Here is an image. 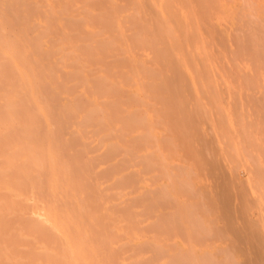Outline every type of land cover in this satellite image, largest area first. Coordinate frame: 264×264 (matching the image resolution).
<instances>
[{
	"label": "bare ground",
	"instance_id": "bare-ground-1",
	"mask_svg": "<svg viewBox=\"0 0 264 264\" xmlns=\"http://www.w3.org/2000/svg\"><path fill=\"white\" fill-rule=\"evenodd\" d=\"M122 1L125 0H0V75L5 70L4 79L0 77V264H154L153 256L142 250L145 241L142 243L143 245H141V241L146 237V229L143 230L145 235L143 236L140 230L139 215L136 213L127 216L123 212V208L132 200L131 193L138 192L137 190L131 192L127 186H124L126 184L124 180L129 175V172L125 171V161L129 158V153L126 150L134 146L137 141L148 140V143H146L147 141L143 142L140 166L145 164L148 174L159 171L161 177L166 176L164 178L166 184H162L165 191H168L173 175H175L174 179L178 176L181 177L184 169L190 178L192 176L190 173L196 175L197 173L194 171L200 169L201 163L204 164V158H201L204 152L201 153V161L197 160L199 156L197 158L194 156L190 165L189 161L187 163V152L190 153L189 159L193 157L191 155L196 154H191L193 146L191 145L192 148H190L187 144L193 138H190L192 134L195 136L196 133L192 131L191 136L186 135H189L190 139L183 140L186 137L185 132L190 133L189 130L192 127H187V130L182 132L181 128L188 124L185 123L180 128L179 125H182L181 122L185 120H180L182 116L177 115L180 112L175 113L174 110L175 106L182 103V106H178L180 109L187 110L185 107L188 105L192 106L190 108L192 111L193 106L196 105L197 108L200 106L198 109L201 111V106L203 104L209 106L213 97L211 105H216L219 109V103L217 105L214 102L217 100L220 102L221 94L216 95L219 88L218 86L216 88L214 82L213 61L195 16L161 9L160 7L170 4L169 0H128L129 3L125 5ZM225 15L228 14L225 13ZM192 20L197 24L196 27L186 26V24L189 25V22L194 24ZM181 23H185V25ZM262 39L264 40V38ZM256 47L258 48V46ZM260 52L262 54V48ZM254 54L256 55V53ZM199 56L202 58L201 65ZM189 75L197 81L196 88L200 87L199 84L201 85L199 89L203 88V92H207L205 85L201 82L205 77L203 75L208 76L205 78L206 82H208L207 79L214 82L213 86L211 85L212 81L208 82L210 87L216 88L212 90L213 93L210 90H208V94L203 93L208 96L210 92L213 96L212 100L209 97L207 99L209 102L205 103L204 95L199 100L202 92L198 88L197 90L201 92L200 95L193 91V94L196 93L195 97H199L193 98L194 101H197L195 105H189L194 101L190 103L191 101L187 97L189 100L187 103H183V97H177L179 90V94H183L182 91H185L186 88L194 90V83H192V87L189 85L191 81L190 77L188 78ZM200 76L202 79H199ZM179 77H183L184 84L187 81L188 86L185 84V87L183 82L178 80L179 83L177 81ZM171 78L178 83H175V80L172 81ZM208 83L206 84L208 85ZM209 85L207 89H210ZM183 86L184 88H182ZM176 89H179L177 95L172 92ZM219 90L217 94L221 92ZM171 92L176 96H173ZM165 93H167L166 95L170 93L171 99L168 98L169 95L163 97ZM213 94L220 98L216 100ZM174 97L181 99V103L174 102L176 100ZM200 101L204 103L201 102V105ZM221 103L223 105V102ZM184 104L186 106L182 108ZM204 106L209 109L208 106ZM206 109L204 110L206 111ZM223 110L225 109L223 108ZM182 111L184 112V110ZM220 111H222L221 108ZM183 112L182 115H184ZM185 112L187 113V111ZM174 113L177 118L180 117V119L178 118L180 122L177 120V127L176 124L173 125L175 123L173 119L177 118L171 116L174 117ZM164 114L167 118L170 114L171 118L169 119L171 120L165 121ZM193 115L191 118L197 117H193ZM208 115L211 116V114ZM187 116L189 123L191 119L189 115ZM209 116L207 119L212 118ZM195 121L189 123L188 126H194ZM216 122L213 121V123ZM225 126L227 127V125ZM198 127H196L197 131ZM128 128H131L132 132L127 131ZM201 129L203 130V128ZM197 135L199 136V134H196V139ZM182 136L183 138H180ZM203 137V134L200 135L201 140L204 139ZM175 139H182L183 141H181L185 143L179 140L180 144L177 140L179 144L176 142L174 144ZM193 139L191 141L194 143L196 139ZM198 141L201 142L200 139ZM199 143L196 141L194 145L198 146ZM182 146L183 148L189 147V150L184 148L185 159L182 153L180 156V153L177 152L179 149L182 150ZM92 150L94 151L92 152ZM200 150L203 151L196 149V152L199 153ZM240 151H242L241 148ZM176 154L185 164L187 163L185 166L182 164L183 162H180L184 168L178 174L176 170L182 167L178 165L180 163H176V167H174V160L177 159L173 160V157L175 158ZM107 164L111 167L110 172L101 174L102 171L99 168L103 165L108 166ZM154 165L157 166L156 170H154ZM172 168L177 169L174 171ZM218 169L223 170L224 168L222 169L220 165ZM207 171L210 170L207 169ZM183 176H185L183 180L182 178L178 179L182 180L184 185L178 184L183 186L177 190L182 189L180 190L182 192L185 187L184 192L187 199L188 197L199 198L197 194L199 192L193 188L194 184L191 186L193 189H189V184L194 183L193 180L189 183L191 178L188 180L186 178L188 176ZM218 176L220 177L219 174ZM224 178L223 182L221 179L219 180L222 185L226 181ZM115 180L120 182V186L116 189L112 184ZM215 180L218 179L215 178ZM228 181L230 182V180ZM216 182H214L215 186ZM228 184H225L226 187ZM230 186L232 187V184L228 185L229 188ZM158 187L162 190L161 186L158 185ZM226 187L224 190L228 189ZM260 188L262 187L260 186ZM190 190H193V193ZM165 191H161V194L165 196L164 200H169V197L171 199L178 198L175 197L176 195L172 196V192L170 194L168 193L170 191L166 193ZM194 191L196 196L192 195ZM180 192L179 195L184 196V193L180 194ZM219 192L215 196L216 206L219 200L223 201L222 204H219H227V209L225 205L223 206L229 210L228 213H231L228 208L234 205L228 207L229 203H226L227 198H225L228 194L225 196L226 193ZM224 192L228 193V191ZM231 193L229 194L231 195ZM202 194L200 195L203 197L208 195V193ZM231 196H228V200ZM209 197L206 196V201L208 199L213 201L212 196ZM221 198L225 199L221 201ZM184 199L186 207L189 206L186 203L190 199L187 202ZM196 199L195 202L190 201L189 204L197 206L202 202L198 199V203ZM206 201L204 199L203 203ZM234 202L232 203L234 204ZM236 206L238 205L236 204ZM241 206L237 208L241 209ZM190 207L187 208L189 217L192 215L191 213H195L190 211L197 209L193 206L194 209L191 210ZM222 207L221 210L224 209ZM241 211L242 209L237 210L238 213H242ZM204 212H208V210L201 211L205 215ZM220 213L222 212L220 211ZM197 215H192L194 218L188 217L187 220H191L193 223L197 222L200 219L198 217H201L200 214L197 213ZM229 215L228 219L225 218L229 222L227 224L230 225H227V230L232 227L233 231H236V234L233 233L234 235L239 232L233 240L244 239L240 241L241 243L235 241L234 243L237 242V244H234L233 248H229L243 252H240L245 257L242 264H264V249L262 247L264 244L262 240L257 244L262 237L261 234V237L257 236L259 233L256 234L254 226L250 224L253 227L250 228L255 230H251L252 233L254 231L256 235L250 233V229L247 227L246 230H249L248 233H250L248 236L251 234L255 236L245 237V235L247 236L245 227L248 225L245 223L243 230L246 233H244L240 230L242 227L236 226L232 215ZM238 215L240 214H237V217ZM205 218L207 219V217ZM215 218L217 217L215 216ZM233 218L238 221L236 216ZM202 219L201 222L194 223V226L203 223L204 219ZM191 221L189 224L193 225ZM206 222L208 223L207 220ZM212 223L214 222L212 221ZM256 226L258 227V225ZM208 228L205 229L207 232L208 230L209 233L213 231V227H209V224ZM192 229L195 232L197 227L196 229L192 227ZM242 232L244 236L241 235ZM193 233L190 237H193ZM153 235L156 234L153 233ZM239 235L243 237L240 238ZM257 237L260 238L258 242ZM191 241H194L193 238ZM159 242L157 241V243ZM151 243L155 245V248L158 247L156 248L158 252L165 249L158 246L162 245L161 243L158 245L152 241ZM162 243H164L163 240ZM191 246L193 245L191 244ZM199 248L203 251L201 247ZM208 252L209 258L207 252L203 253L204 255H199L203 256L202 259L200 257L201 261L204 259L201 263L215 264L216 255H214L215 258L210 257L213 256V251ZM179 253L181 255L183 252ZM179 253L176 254L179 255ZM235 253L233 252V254ZM240 253L238 252V254ZM238 258L240 257L238 256ZM182 259L190 263L198 260L196 258L189 261V258L186 260L183 255ZM237 259L236 261H238ZM164 264H170V262Z\"/></svg>",
	"mask_w": 264,
	"mask_h": 264
},
{
	"label": "rangeland",
	"instance_id": "rangeland-1",
	"mask_svg": "<svg viewBox=\"0 0 264 264\" xmlns=\"http://www.w3.org/2000/svg\"><path fill=\"white\" fill-rule=\"evenodd\" d=\"M122 3H124V5H125V4L129 3V1L125 0V1H122ZM169 3L170 4H168L166 6H162L160 8L163 10H166V11H170V12H180V13L184 12V13H189V14H192L195 16L196 19L195 18L194 19L197 20L196 23L198 24V26L201 30L202 37H203L207 47L209 48V52L211 54V58L213 61V72L215 74L214 75V78H215L214 82L216 84L218 83V85L215 84V86H216V88L218 86V88L221 90V92L219 94H217L219 89L216 92V95L221 94L220 96H221L222 100L220 99V102H217V101H219L217 99H219L220 97L218 96L219 98H217V96H215V94H213L215 96V99L217 100L214 102H216L217 105L219 103V109L216 107V105L215 106L213 104L211 105V103L214 100V97L211 96L212 94H210V92L213 93L212 90H215L216 88L215 89L212 88L213 83H214L212 80L207 79L208 82L212 81L211 87L209 85L210 83L206 82L205 78L208 77V76L206 77V75H203L205 77L203 80H201V82L203 83V85H205L204 87L206 88L207 92H203V88H202V90L199 89V88H201L200 84H199L200 87L197 86V88L199 90H201L202 96L200 95L201 92L199 90H197V88H196V84H198V83H196L197 81L191 75L188 76V78L189 77L191 78V79L189 78V80H191V81L190 82L188 81L189 85H191V87L193 85L192 83H194V85H195V88H193L194 90H189L190 88L188 87L189 92L192 91V92H190L191 94L189 92H187L188 91L187 88L185 91H182L183 90L182 88H184L185 84H187V86H188V83H186L187 81L184 84V79H182L183 77H179L177 79V81L179 80L180 82H183L184 86L181 88L182 89L181 91L184 93L179 94L180 93L179 89L172 91L174 94H176L178 92L177 90H179V92L177 93L178 95L177 94L176 95H177V97H181V98L183 97L184 98V101H186V102L183 101V103H187V101L189 102V100L191 101L190 103H192L194 101L193 98L197 99L200 97L199 98V100H200L204 96H205L204 97L205 100H203V101L205 103L206 102L208 103L209 101L207 99H209V97H210V99L213 97V100L211 99L212 102L209 103V106H208V104L202 105V103H204L202 101L199 102L202 106L206 105L210 109V110L206 109L207 107L205 108V106L202 108V106H201V109H202L201 111H200V109H198L200 106H198V108L195 107L196 106L195 102L197 103V101H194L193 104L188 103L189 105H195V106H193L192 111L190 109L192 106L189 107L187 105L188 106L187 107L186 104H184V106L182 108H184L186 106L185 108H187V110L180 109V107H178V106L179 105L182 106L181 105L182 100L174 97V99L176 98V100L177 99L179 100V101L175 100L174 102H178L181 104L174 107V110L176 112L173 110V112H175V113L180 112V113H177L178 116H180V115L182 116L181 117L182 119H180V117H178L180 120L186 121V122L185 121L181 122L182 125L178 124L180 126V128H181V126H183V124L185 125V123H186V125L187 124L189 125V123H191V122L194 123L195 119L198 117L196 119L197 123L195 121V124H197L196 126H195V124H193L194 126H192L190 124L191 125L190 127L187 125L186 127L183 126V127H185L184 130H183V127L181 129H182V132H184L185 130H187V127L188 128L192 127V129L189 130L190 133L187 131H186L187 133L185 132V136L187 134L190 135L191 132L194 131L196 134H199V136L197 135V139H196V137H195L196 134H195V136L192 134V136L190 135L191 136L190 138L193 137L194 139H196V140H194L192 138L194 140V143L196 141H197V143H199L198 139H200L201 145H200V143L198 144V146H197V144L194 145L193 141H191L192 139H190L188 137L189 135L183 138L184 135L182 133H180L183 135L182 137H180V138H183V140L186 139V141H187L188 140L187 138L190 139V141H188L187 144L189 145L190 148H192V146H193V148H192L193 153L190 151L191 154L196 153L194 155H191V157L192 156L193 157L189 159L190 153L187 152L188 153L187 158L189 159V160L187 159V163L189 161V165L191 163L190 162L191 159H194V156H195V158H197V156H199L198 157L199 159H197V160L201 161L200 156H201V153L204 152V155L201 156L202 159L204 158L203 159L204 164L201 163L203 168L201 166L199 170L194 171V173L195 172L197 173L196 175H194L193 173H190V175H192V176H190L191 180L188 182L191 183V181L193 180L194 183H191V185L189 184L190 187L189 186L188 187H189V189L194 188L195 191L199 192V193H197L199 198L195 197V199L197 198L196 200H198V199L200 201L202 200L201 203H203L204 199L206 201V196H207V198H208V196H210V197L212 196L213 201H211L212 199L211 200L208 199L206 202H204L206 204V206L204 203L203 204L200 203L197 206L191 205V204H189L190 201L193 202L195 199H194V197H192V198L188 197V199L186 198L187 195L184 192L185 187H184V190L182 192H180V190H182V189L177 190V188H179V187L182 188V186L184 185L182 180L185 176H183V175L188 176V177H186L188 180L190 179L189 175H187L185 170L183 169L184 165L186 166L187 163L185 164V162H183L181 159H179L178 158L179 155H177V154H176L177 156L175 155V158L173 157V160L177 159L176 160L177 162L174 160V162H175L174 167H176V163H180V162L181 163L183 162L182 164H184V165L182 166L181 163L178 164L182 168L179 167L180 169L176 170V172L178 171L177 172V174H178L181 172L180 170L183 169V171L185 173L182 171L183 173H181V175L182 174L183 175L181 177L178 176L175 179L173 178V177H175V175H173L172 176V182L170 180L171 184H170L169 189H168V191H170V192L165 191L164 188H162L163 187L162 184H166V181L164 179L166 176L164 178L161 177L162 175L160 176L161 173L159 171L158 172L154 171L151 174H148L146 172V168L144 166L145 164L140 166V155L142 152V147L144 146L143 142L147 141L146 143H148V140L145 141V139H143V140H140L139 142L137 141L134 144V146L129 147V149L126 150V152L129 153V158H127L125 161V165H126L125 171L129 172V175L124 180L125 181L124 183H126V184H124V186H127L128 190L131 192L133 190H137L138 192H132L131 193V199L132 200H130L126 204V206L123 208V212L127 216H132L136 213L139 215L138 219L141 223L140 224L141 234L143 236L146 235V237L142 238V241H141V245L144 244L142 246V250L146 254H148V255L151 254V256H153V263L154 264H162V263L164 264L165 262H168V261L170 262V264H193L195 262L196 263L199 262V264H202L201 262H203L204 259L201 261L203 256L201 257L199 255L207 252L208 255L207 254L206 255L209 258V252L208 251H210V252L213 251V256H210V257L215 258L214 255H216V258H215L216 260L214 259L215 264H242V263H244L243 261L245 260L244 255L241 254L243 252L236 251L235 248L233 249L234 251L232 250L234 244H237V242L234 243L235 241L240 242L243 239L242 237L244 236V233H246V232H247L246 233L247 236L245 235V237H247V238L251 237L252 234L254 233V231L256 230V234L259 233V234H257V236H259V237L262 236L261 239L259 237L256 238L257 242H258V239H260L257 244H259L261 240L264 244V127H263L264 126V40L262 39V38H264V0H169ZM225 13L228 15H225ZM181 24L185 25V23H181ZM197 24H195V22H194V24L193 23L190 24V22H189V25L186 24V26L191 25L193 27H196ZM251 40H253L254 42ZM255 43H257L258 45ZM252 44H254V45H252ZM256 46H258V48ZM255 48H257V49H255ZM261 48H262V54L263 55L260 52ZM257 50H258V52H257ZM254 53H256V55ZM258 54L260 57L258 56ZM198 59H199V64L201 65L202 64L201 56H199ZM4 73H5V70H3L1 75H0V77L3 79L5 76ZM212 78L213 77H211V79ZM214 78H213V80H214ZM180 79H182L183 81ZM199 79H202L201 76ZM173 80H175V79H172V81ZM186 80H188V79L186 78ZM177 81L175 80L174 82L176 83ZM205 82L208 83L210 89H207L208 85ZM206 85H207V87H206ZM208 90H210V92H209V95L207 96ZM193 91H195L197 93V95H200V96L195 97L196 93L193 94ZM173 93H172V95L176 96ZM185 93H187V94H185ZM203 93H207V94H203ZM166 94L167 93L163 94V97L164 96L167 97L170 93H168V95H166ZM169 97H170V95L168 96V98ZM170 99H171V97H170ZM185 99H187V100H185ZM172 100H173V98H172ZM221 102H223V105ZM177 107L180 109V111ZM196 108H197V110H196ZM220 108L223 112L226 110L224 112L225 114L222 111H220ZM223 108L225 110H223ZM176 109H178V110H176ZM204 109H206V111ZM181 110H184V112L187 111V113L186 112L184 113L183 111L182 112L184 115L186 114V116L189 115L191 122H189V123L187 122L188 116L186 117V116L182 115ZM212 111L214 112L213 114H212ZM173 112H172V114H173ZM191 112H192V114H191ZM220 112H221V114H219ZM167 113H169V112H167ZM167 113H166V115H167ZM170 114H168V118L164 114L166 117V118L164 117L165 121L171 120V119H169V118H171V117H169ZM202 114H203V117H205L206 119L202 117ZM208 114H211V116H209ZM191 115H193V117H196V116L197 117L191 118L192 117ZM220 115H221V117L223 116V118H225V119L221 118ZM171 116H172V118H177L176 114L174 115V117H173V115H171ZM208 116L212 117V118L207 119ZM215 116H217V118H215ZM183 117H185V118H183ZM219 117H220V119H219ZM230 117L232 118V121H230L231 120ZM178 118L176 120L173 119V121H175V123L173 125L175 126V124H176V127H177V122H178L177 120H179ZM214 118H215V120H214ZM229 118H230V120H229ZM192 119H194V120L192 121ZM216 119H217V122H219V123L216 122ZM180 120H179V122H180ZM204 120H205V122H204ZM211 120H212V122H210ZM213 121H215L216 123H213ZM228 121H229V123H228ZM223 122L224 123L226 122V124H224ZM171 123H172V121H171ZM221 124L224 127H226L225 125H227V127L225 128L227 131L224 129V127ZM196 127H198V131H197ZM201 128H203V130ZM127 131L132 132V129L128 128ZM180 132H181V130H180ZM205 132H206V134H205ZM202 134L204 136L203 137L204 139L202 138L203 140H201V138H200V135L202 136ZM210 138H212V139H210ZM208 139H210V140L208 141ZM165 140H166V138H165ZM177 140L175 139L174 144H175V142L178 143V141L179 140L181 141L182 139H179L178 141ZM180 141H179V143H180ZM146 143H145V145H146ZM182 143H185V142H182ZM208 143H209V146H208ZM202 145L203 146L205 145V147H202ZM238 145H239V147H238ZM177 146L179 147L180 145H177ZM189 147L186 146L184 148H187L189 150ZM200 147H202V148H200ZM181 148H182L183 152L179 148H178L179 151H177L178 153H180V156L183 155L184 150H185L183 148V146ZM240 148L242 149V151H240ZM187 149H186V151H187ZM196 149H198V150L202 149L203 151L201 152V150H200V152L198 153V151L196 152ZM93 151L94 150H92V152ZM206 151L209 154H207ZM221 151H223V152H221ZM181 153H182V155H181ZM171 156H174V155H171ZM185 156H184V159L186 158ZM107 158H106V161H107ZM182 159H183V157H182ZM206 160L208 161V164H207ZM192 162H193V160H192ZM210 162H212V163H210ZM105 164H106V162H105ZM205 164H206V166H204ZM216 164L218 165V167ZM213 165H214V167H213ZM220 165H221L222 169L224 168L223 170L218 169V168H220ZM207 166H208V168H207ZM156 167L157 166H155L154 170L157 169ZM204 167H205V169H204ZM212 167L215 169H213ZM151 168H152V166H151ZM206 168L210 171H207ZM175 169H177V168H174V169L172 168V170H174V171H175ZM99 170L102 171L101 174H103V173L108 174L111 170V167L109 165L108 166L103 165L99 168ZM187 170H188V168L186 169V171ZM171 172H173V171H171ZM176 172H174V173L176 174ZM218 174L220 175V177L218 176ZM223 175L224 176L227 175L228 176V177L226 176L227 179L224 178ZM221 176H223L222 179H221ZM149 177H151V179H149ZM238 177H239V179H238ZM157 178H159V179H157ZM178 178L179 179L182 178V180H179ZM215 178L218 180H215ZM223 178L227 181V183L224 180L225 183L222 185ZM196 179H197V181H196ZM220 179L222 180L221 183H219ZM178 180L182 181V182L179 183ZM228 180H230V182ZM216 181H218V182H216ZM214 182H216V184H217L216 186H218V187L215 186ZM237 182H239V183H237ZM172 183L176 184V185L174 186ZM228 183L232 184V187L230 186V188H229L228 185H230V184H228ZM112 184H113L114 189H116L120 186L119 180H115L114 182H112ZM178 184H183V185L179 186ZM192 184H194L196 187L193 186V188H192L191 187ZM225 184H228L227 185L228 189H227ZM158 185L161 186L162 190L158 187ZM172 185L175 188L172 187V189H171ZM259 185L263 188V190H262V188H260ZM224 186L226 187L227 190H224L225 189ZM197 187H200L201 189L200 188L198 189ZM218 189H220V190H218ZM230 189H231V191L234 192V194H233V192L231 193ZM166 190H167V188H166ZM173 190H175V191H173ZM216 190H217V192L223 191V193H226L225 196L228 194L227 197H225V198H227L226 203L231 204V205L228 204V207L234 205L233 207L228 208L231 210V213H228L227 211H229V210H226L227 204H223V205H225L226 209L224 208L223 205L219 204V203L222 204L223 198H221L222 202H220V200H219V203H217V206H216V204H215L217 202L216 201L217 199H215L216 198L215 196L217 193ZM161 191H165V193L168 192L170 194L172 192V196L176 195L175 197H178V198H175V199L172 198L171 199L169 197V200L166 201V200H164L165 196H163L161 194L162 193ZM195 191H194V194H192V195H195ZM224 191H228V193L224 192ZM179 192H180V194L184 193V196L182 194L180 196ZM190 192L193 193V190L192 191L190 190ZM204 192H205V194L208 193V195L202 194ZM223 193H221V194L224 195ZM229 193H231V195H233V196H231ZM170 194H167V195L169 196ZM187 194H188V192H187ZM200 194L205 195V196L203 197ZM219 194H220V192H219ZM219 194H218V196H219ZM236 194H238V195H236ZM185 195H186V197H185ZM228 196H231L229 200H228V198H229ZM184 197H185V199H184ZM238 197H240V198H238ZM231 198H233V199H231ZM241 198H243V199H241ZM176 199H179V200H176ZM183 199L186 202L190 199L188 201V203L185 202L189 206L186 207V205L183 202ZM199 200L197 201L198 203H199ZM244 200H245V202H244ZM233 201H235L234 204L232 203ZM179 202H180V204H179ZM243 202H244V204H243ZM207 203H209L211 205L208 204V206H209L208 207ZM245 203H246V205H245ZM212 204L213 205L215 204V205L213 206ZM236 204L238 206H236ZM193 206H195L194 208H197V209H194ZM219 206H220V208H218ZM240 206L242 209V211H241L242 213H238L239 211L237 212V210H241V209L237 208ZM188 207L192 208L191 210L194 209L193 211H190V212H195L194 214L191 213L193 216L197 215V213L200 214L201 217H198V219L199 218L200 219L197 220V222L198 221L201 222V219L204 216L203 217L204 220L203 219L202 220H203V223L205 225L203 223H200V225L195 224L197 227V230L199 229V231H197V230H196L197 232L195 231L196 233L194 232L192 227H194L196 229V227L194 226V223H197V222L193 223L191 220H189L193 223V225H191V224H189V221L187 220V218L189 217V213H187ZM203 207L205 208V210ZM216 207L218 208V211L216 210L217 209ZM221 207H222V209L224 208L226 211L224 209H223L224 211L221 210ZM206 208H207L208 212H204L205 213V215H204L203 213H201V211H207ZM232 208H233L234 212H232L233 211ZM236 208H237V210H236ZM247 209H249V210H247ZM181 210H182V212H181ZM184 210H185V212H184ZM189 210H188V212H189ZM220 211L222 213H220ZM185 213H187V214H185ZM243 213H244V215L246 213V215H245L246 218L244 217ZM229 214L232 215L231 217H232L234 223H236L235 225L236 226L238 225V227H242L240 230L243 231L244 233L243 232L241 233V235H243V236L239 235V236H241L240 238H242V239L239 238L240 240H238V239L233 240L236 238V236L239 234V232L237 233V235H234L233 233H235L236 231H233L232 227H229V230H227L228 229L227 227L230 226L229 224H227V223H229V222H227L228 220H226L230 216ZM234 214H235L236 218L238 219V221L235 218H233V217H235V216H233ZM237 214L241 215V216L238 215V217H240V218L237 217ZM192 215L189 218H192L193 217ZM219 215H221V216H219ZM224 215H226L227 217ZM248 215H249V217H248ZM215 216L217 218H215ZM205 217H207V219ZM219 217H220V219H219ZM222 217H224V218H222ZM247 219L249 220V222ZM255 219H256V221L254 222ZM262 219H263V222H262ZM206 220L208 221V223L206 222ZM245 220H247V221H245ZM212 221L214 223H212ZM211 223H212V226H211ZM245 223L248 226L245 227ZM201 224H203V225H201ZM208 224H209V227H211V228L213 227V229H212L213 231L212 232L210 231V233H209V230H208V232H207V230H205L208 228ZM224 224L226 227L224 226ZM250 224H252L254 226L255 230L251 229L253 227H252V225L250 226ZM216 225H217V227H216ZM240 225H243V226H240ZM256 225H258V227ZM187 227H189V228H187ZM215 227H216V229H215ZM244 227H245V230L247 227H249L247 229H250V233H252L251 230H254L253 233L251 234V236L250 235L248 236V234H250V233H248L249 230L248 231L246 230V232H245V230H243ZM144 228L146 229L145 235L143 233ZM202 229H204V230H202ZM208 229H210V228H208ZM222 229H225V230H222ZM257 230H258V232H257ZM205 232H207V233L205 234ZM223 232H225V233H223ZM262 232H263V234H262ZM153 233H155L156 235H153ZM191 233H193V237L192 236L190 237ZM260 234H261V236H260ZM230 235H231V237H230ZM255 235H253L252 237H254ZM234 236H235V238H234ZM162 238H164V239H162ZM192 238L194 241H191ZM150 240L152 242L156 243V245L161 243L162 245H158V246H162L165 249L160 250V248H159L160 251L158 252V249H156L158 247L155 248V245H152L153 243H151ZM162 240L164 243H162ZM144 241H145V243H143ZM157 241L158 242L160 241V242L157 243ZM192 242H194V243H192ZM190 243L193 246H191ZM260 245L262 246V244H260ZM199 247H201L203 249V251L200 250ZM229 247H232V248H229ZM262 247L264 249V246H262ZM262 247H261V249H262ZM263 249L261 250L262 252H263ZM178 251L183 252V253H181V255H180V253ZM233 252L234 253L236 252V253L233 254ZM238 252L239 253L241 252L240 253L241 255L238 254ZM176 253H179V255H177ZM182 255H183V258H186V260H188V258H189V261H193L192 259H196V258L198 260L197 261L194 260L195 262L193 261L192 263H190L188 261H185V259L183 260ZM198 256H199V258H198ZM238 256L240 258H238ZM200 257H201V259H200ZM235 258L240 263L238 261H236ZM239 259H241V260H239Z\"/></svg>",
	"mask_w": 264,
	"mask_h": 264
}]
</instances>
